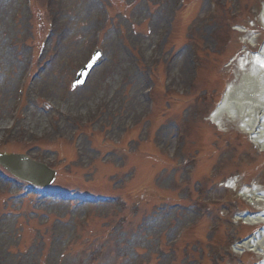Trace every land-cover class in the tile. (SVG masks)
I'll use <instances>...</instances> for the list:
<instances>
[{
    "label": "rangeland",
    "instance_id": "1",
    "mask_svg": "<svg viewBox=\"0 0 264 264\" xmlns=\"http://www.w3.org/2000/svg\"><path fill=\"white\" fill-rule=\"evenodd\" d=\"M32 1L0 0V153L48 164L67 199L0 176V264L264 263L237 248L264 225L236 217L264 206L233 191H264V153L209 120L264 40V0Z\"/></svg>",
    "mask_w": 264,
    "mask_h": 264
},
{
    "label": "bare ground",
    "instance_id": "2",
    "mask_svg": "<svg viewBox=\"0 0 264 264\" xmlns=\"http://www.w3.org/2000/svg\"><path fill=\"white\" fill-rule=\"evenodd\" d=\"M7 7L3 6L4 9ZM261 23L264 25V11ZM239 72L241 84L228 87L223 101L218 105L210 121L218 127H221L226 119L237 123L239 130L250 136L257 148L264 152V46L258 54L239 60ZM138 104L142 106V103ZM3 115L5 117L6 112ZM28 121L31 127L43 125V119L38 114L35 116L30 114ZM242 195L251 204L264 206L263 190L248 188ZM244 221V224L251 226L264 225V212L260 216L245 217ZM243 248L264 257V231L260 234L257 232L242 242L240 249Z\"/></svg>",
    "mask_w": 264,
    "mask_h": 264
},
{
    "label": "water",
    "instance_id": "3",
    "mask_svg": "<svg viewBox=\"0 0 264 264\" xmlns=\"http://www.w3.org/2000/svg\"><path fill=\"white\" fill-rule=\"evenodd\" d=\"M0 163L5 168H7L11 173L16 174L17 176L22 177V178L27 177V179H33L34 182H36V184H39V185L42 184V186H45L47 183L52 182V180L55 177L54 172L47 170L42 165L32 163V164H28L29 166H27L26 170H23L22 168L17 169V168L11 167L9 160L5 158H1V157H0ZM18 173H21L22 175Z\"/></svg>",
    "mask_w": 264,
    "mask_h": 264
}]
</instances>
